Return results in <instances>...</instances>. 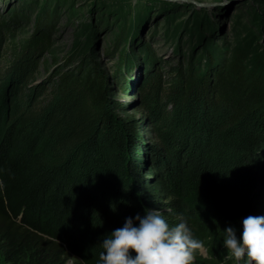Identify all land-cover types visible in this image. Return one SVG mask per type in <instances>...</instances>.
<instances>
[{"label":"trees","instance_id":"16d2710c","mask_svg":"<svg viewBox=\"0 0 264 264\" xmlns=\"http://www.w3.org/2000/svg\"><path fill=\"white\" fill-rule=\"evenodd\" d=\"M16 33L0 19L6 264H95L100 242L126 217L180 201L206 215L189 228L199 240L208 232L212 250L224 248L226 226L239 234L245 216L264 215V69L237 54L204 69L157 70L139 86L141 117H122L126 105L95 66L36 80L39 64L49 68L41 59L50 36L17 45ZM193 264L212 263L196 251Z\"/></svg>","mask_w":264,"mask_h":264},{"label":"rangeland","instance_id":"374dc122","mask_svg":"<svg viewBox=\"0 0 264 264\" xmlns=\"http://www.w3.org/2000/svg\"><path fill=\"white\" fill-rule=\"evenodd\" d=\"M189 1L193 3L0 0V19L16 29L17 45L35 32H48L51 48L41 61L49 68L44 71L39 64L36 80L56 68L81 74L95 66L108 78L109 95L126 105L116 113L139 118L143 114L138 108L139 86L157 70L163 74L188 63L204 69L209 60L219 65L237 54L248 66L264 69V0ZM166 209L174 224L183 219L189 226L206 217L181 201L175 209ZM200 239L204 247L197 254L212 264H246V257L237 262L223 247L212 250L208 232ZM0 264H6L1 257Z\"/></svg>","mask_w":264,"mask_h":264},{"label":"clouds","instance_id":"9594fccd","mask_svg":"<svg viewBox=\"0 0 264 264\" xmlns=\"http://www.w3.org/2000/svg\"><path fill=\"white\" fill-rule=\"evenodd\" d=\"M164 211L145 208L126 217L100 242L95 264H193L204 242L193 237L186 220L170 225ZM222 232L223 246L237 262L246 257V264H264V215L245 216L239 234L231 225Z\"/></svg>","mask_w":264,"mask_h":264},{"label":"water","instance_id":"95a60500","mask_svg":"<svg viewBox=\"0 0 264 264\" xmlns=\"http://www.w3.org/2000/svg\"><path fill=\"white\" fill-rule=\"evenodd\" d=\"M166 1H171V2H176V1H186V2H188V3H193V2H191V1H189V0H166Z\"/></svg>","mask_w":264,"mask_h":264}]
</instances>
